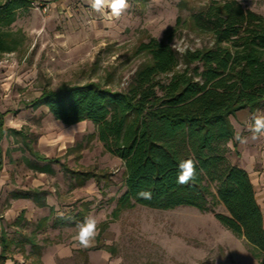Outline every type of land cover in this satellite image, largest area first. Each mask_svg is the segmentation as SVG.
Wrapping results in <instances>:
<instances>
[{"label": "rangeland", "instance_id": "1", "mask_svg": "<svg viewBox=\"0 0 264 264\" xmlns=\"http://www.w3.org/2000/svg\"><path fill=\"white\" fill-rule=\"evenodd\" d=\"M208 1L128 0L127 10L112 22L94 11L88 0H41L17 12L10 27L22 35V43L0 55L3 125L19 130L1 141L7 176L1 207L13 210L10 218L3 217L9 243L3 264H111L117 257L123 264H259L244 238L214 216L226 210L212 196L207 211L135 203L111 220L123 179L121 161L99 140L88 138L94 131L90 121L69 128L44 105H32L43 87L57 89L63 83L93 80L126 89L145 60L135 51L137 44L149 35L166 40L177 16L186 18ZM239 1L264 14V0ZM169 40L181 52L208 37L176 27ZM254 114H264V102ZM33 152L48 159H36ZM45 163L51 173L34 167ZM70 170L105 177L98 182L89 178L82 189L73 191L77 175ZM89 215L97 218L98 226L109 223L92 247H73L77 225ZM29 238L40 245L39 253L32 251ZM105 253L111 254L109 259Z\"/></svg>", "mask_w": 264, "mask_h": 264}, {"label": "trees", "instance_id": "2", "mask_svg": "<svg viewBox=\"0 0 264 264\" xmlns=\"http://www.w3.org/2000/svg\"><path fill=\"white\" fill-rule=\"evenodd\" d=\"M30 5V0H0V55L22 43V35L12 32L10 25L17 12ZM176 27L208 40L179 52L169 40ZM135 51L145 60L126 89L93 80L63 83L57 89L43 87L32 105H45L65 125L89 120L95 129L88 138H96L123 161L125 189L111 210V220L135 203L162 209L189 205L207 211L212 196L226 210L214 216L243 237L259 264H264V220L253 185L246 170L227 156V144L234 136L229 116L246 107L253 114L264 102V14L239 0H209L186 18L177 16L166 40L149 35ZM3 117L0 111V140L19 133L5 128ZM33 155L48 159L37 152ZM188 158L198 162V176L180 185L178 163ZM34 167L53 171L47 163ZM70 171L79 184L105 177L94 171ZM140 191H150L152 198L141 199ZM49 209L52 213L53 206ZM108 223L98 226V234ZM28 241L39 253L40 245L32 238ZM0 245L3 264L9 247L4 232Z\"/></svg>", "mask_w": 264, "mask_h": 264}, {"label": "crops", "instance_id": "3", "mask_svg": "<svg viewBox=\"0 0 264 264\" xmlns=\"http://www.w3.org/2000/svg\"><path fill=\"white\" fill-rule=\"evenodd\" d=\"M252 116H253L252 113L249 111L247 107L238 109L235 111L233 115L229 116L230 121L234 127V136L227 144L229 147V150L227 151V156L233 164L245 169L246 172L248 173L251 183L253 185L255 199L261 209L262 220H264V137H258L255 140L251 139L252 134L248 129H249V125L252 123V119H251ZM82 121H89V120H82ZM82 121L76 122L74 124H70V126L68 125L66 126L71 127L72 125H74L75 127ZM91 124L93 125L92 122ZM237 132H239L244 137H248L247 143L241 144L239 141L234 139ZM1 141L2 139L0 140V146H1L0 197H1L2 189L5 188L6 177H7L5 176V173H4L6 166L4 163L5 162L4 152L2 151ZM118 159L122 163L121 170L123 173L124 171L123 161L119 157ZM85 182L86 181H84L81 184L75 182V187L73 188V191H78L82 189L85 185ZM117 188H119V194H118L119 196L125 189L123 179L122 181H120ZM116 201L117 199H115L114 201L115 202L114 206L116 205ZM12 211L13 210L11 208L9 209L2 208L1 199H0V237L2 236V232H4V229L2 226L3 219L4 218L8 219V217L10 218V216H12ZM1 250H2V247L0 245V252Z\"/></svg>", "mask_w": 264, "mask_h": 264}, {"label": "clouds", "instance_id": "4", "mask_svg": "<svg viewBox=\"0 0 264 264\" xmlns=\"http://www.w3.org/2000/svg\"><path fill=\"white\" fill-rule=\"evenodd\" d=\"M90 7L103 15L106 20L112 22L118 20L129 7L128 0H88ZM252 123L249 125L251 139L255 140L258 137H264V114H254ZM235 140L241 144L247 143L248 137L242 136L239 132L236 133ZM197 161L193 158L182 159L178 163L177 183L180 185H188L197 179ZM141 199H151L150 191H140L137 193ZM99 221L95 216L89 215L77 225L76 235L73 237V247L90 248L98 235ZM110 253H105V259H109ZM111 264H123V258L117 257L112 260Z\"/></svg>", "mask_w": 264, "mask_h": 264}, {"label": "built area", "instance_id": "5", "mask_svg": "<svg viewBox=\"0 0 264 264\" xmlns=\"http://www.w3.org/2000/svg\"><path fill=\"white\" fill-rule=\"evenodd\" d=\"M30 1H31V3H36V2H39L41 0H30Z\"/></svg>", "mask_w": 264, "mask_h": 264}, {"label": "bare ground", "instance_id": "6", "mask_svg": "<svg viewBox=\"0 0 264 264\" xmlns=\"http://www.w3.org/2000/svg\"><path fill=\"white\" fill-rule=\"evenodd\" d=\"M68 126H70V125H68ZM71 127H74V125H72ZM71 127H69V128H71Z\"/></svg>", "mask_w": 264, "mask_h": 264}]
</instances>
